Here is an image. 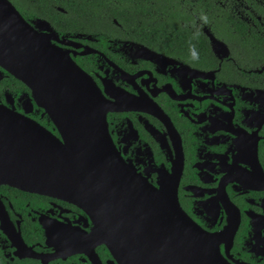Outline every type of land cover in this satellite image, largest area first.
Returning <instances> with one entry per match:
<instances>
[{
  "label": "flooded vegetation",
  "instance_id": "obj_1",
  "mask_svg": "<svg viewBox=\"0 0 264 264\" xmlns=\"http://www.w3.org/2000/svg\"><path fill=\"white\" fill-rule=\"evenodd\" d=\"M106 2L90 22L60 7L57 24L22 17L47 21L53 47L102 94L112 157L153 188L178 179L180 208L218 238L227 264H264V0ZM52 106L76 107L40 105L0 67L1 108L62 144L74 136L79 147L96 145L81 140L97 136V119L56 116ZM109 202L112 248L95 237L92 203L0 184V264H120L113 218L127 210Z\"/></svg>",
  "mask_w": 264,
  "mask_h": 264
},
{
  "label": "water",
  "instance_id": "obj_2",
  "mask_svg": "<svg viewBox=\"0 0 264 264\" xmlns=\"http://www.w3.org/2000/svg\"><path fill=\"white\" fill-rule=\"evenodd\" d=\"M54 35L47 21H26L9 0H0V67L29 87L40 105H76L46 108L56 116L73 110L78 115L72 117L97 119V136L81 140L96 145L79 147L74 136L62 144L38 124L0 107V184L92 203L98 215L95 237L110 248L109 201H120L113 203L127 210L125 217L113 218L120 231L114 236L121 242L120 264H227L218 238L203 232L180 208L178 179L173 186L170 182L156 189L140 180L116 152L112 157L115 149L102 131L109 110L105 100L91 79L53 47ZM67 75L78 80L76 87L66 86ZM109 175L113 186L107 184Z\"/></svg>",
  "mask_w": 264,
  "mask_h": 264
},
{
  "label": "trees",
  "instance_id": "obj_3",
  "mask_svg": "<svg viewBox=\"0 0 264 264\" xmlns=\"http://www.w3.org/2000/svg\"><path fill=\"white\" fill-rule=\"evenodd\" d=\"M24 18H43L52 24H57L63 19V15L55 10L56 7L78 14L82 22L95 20V15L101 17L109 3L106 0H9ZM106 12V11H104ZM117 12H114L116 16ZM121 16V14L118 12Z\"/></svg>",
  "mask_w": 264,
  "mask_h": 264
}]
</instances>
